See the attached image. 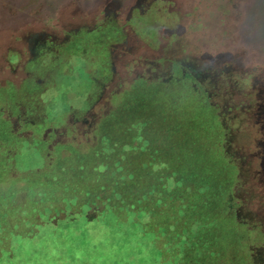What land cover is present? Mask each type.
Returning <instances> with one entry per match:
<instances>
[{
	"label": "rangeland",
	"instance_id": "rangeland-1",
	"mask_svg": "<svg viewBox=\"0 0 264 264\" xmlns=\"http://www.w3.org/2000/svg\"><path fill=\"white\" fill-rule=\"evenodd\" d=\"M165 63L187 78L167 86L206 101L219 138L216 111L237 170L235 221L201 264H264V0H0V195L15 188L34 211L25 189L58 200L87 158L76 149L126 98H153L164 84L142 75L168 80ZM72 248V264H166L135 229Z\"/></svg>",
	"mask_w": 264,
	"mask_h": 264
},
{
	"label": "trees",
	"instance_id": "trees-1",
	"mask_svg": "<svg viewBox=\"0 0 264 264\" xmlns=\"http://www.w3.org/2000/svg\"><path fill=\"white\" fill-rule=\"evenodd\" d=\"M154 89L145 104L126 98L107 113L91 144L76 149L87 158L75 162L58 200L43 203L41 191L25 189L34 211L15 188L0 195V264H72L75 241L84 237L96 249L124 229L152 237L166 264L216 258L220 230L235 221L237 170L228 133L215 111L217 138L206 123L213 110L190 89L186 95L167 84Z\"/></svg>",
	"mask_w": 264,
	"mask_h": 264
},
{
	"label": "flooded vegetation",
	"instance_id": "flooded-vegetation-1",
	"mask_svg": "<svg viewBox=\"0 0 264 264\" xmlns=\"http://www.w3.org/2000/svg\"><path fill=\"white\" fill-rule=\"evenodd\" d=\"M105 19V18H104ZM113 19V18H112ZM112 22H113V20H112ZM40 55V54H39ZM38 55V56H39ZM36 56V55H35ZM176 62H170V64L172 65L173 64V66H174V64H175ZM181 65H184L183 63H180ZM169 66V68H167L166 69V63H165V66L163 67V68H161V69H159V73L160 74H163V73H169V77H168V80H170V81H168L167 79H164V80H158V81H156V76L154 75L153 76V78L152 79H150L148 76H146L145 74L144 75H142L143 77L142 78H144L145 80H147L148 81V83H150L151 81H153V83L154 82H156V83H158L159 81H161V82H159V83H162V84H167V85H169L168 83H171V82H173L174 80L175 81H177V82H181V81H183V79H185V80H187V78H186V76H184V78L183 79H179V78H176V77H174L173 76V71H172V68H173V66ZM14 72H17L16 70L14 71ZM29 72V71H28ZM15 74V73H14ZM16 76V75H15ZM159 79V78H158ZM161 79V78H160ZM107 85V84H106ZM200 89H202L201 87H199ZM106 115V114H105ZM104 115V116H105ZM29 120V119H28ZM101 120L102 119H100V122H101ZM100 122L98 123V125L100 124ZM94 131L96 130V127L93 129ZM20 135V134H19ZM21 136V135H20ZM62 145H64L65 146V144L63 143ZM64 146H61V147H64ZM57 148H58V146H57ZM59 149V148H58ZM19 196H21V195H19Z\"/></svg>",
	"mask_w": 264,
	"mask_h": 264
}]
</instances>
